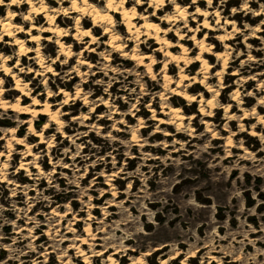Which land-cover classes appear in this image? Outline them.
I'll return each instance as SVG.
<instances>
[{
	"label": "rangeland",
	"instance_id": "374dc122",
	"mask_svg": "<svg viewBox=\"0 0 264 264\" xmlns=\"http://www.w3.org/2000/svg\"><path fill=\"white\" fill-rule=\"evenodd\" d=\"M222 1L213 0L214 7ZM103 2L105 5V0ZM49 6L59 7L60 4L56 1ZM3 8L1 17L7 13V6ZM173 8L171 4L159 16L171 13ZM223 8L224 18L237 11V16L231 19L237 21L240 32L236 33L230 54V60L236 61L223 73L222 82L217 76L210 81L219 92L212 116L205 117L200 110L199 99L211 96L205 85L198 84L191 91L197 95L195 102L174 95L181 101L173 106L182 107L188 116L183 129L175 124L170 128L163 125L162 132L151 135L159 125L158 120L153 119L154 114L170 120V115L160 112L164 104L159 95L163 91V78L159 74L163 63L154 67L155 79L143 66L137 71L135 60L124 63L126 58L121 52H115L104 43L109 40V34H104L103 26L95 32L102 45L96 47L95 52L86 51L92 56L85 57L97 67L85 66L80 75L78 71H71L83 44L73 47L74 58L64 65L67 57L60 54L57 39H42L45 59L58 58L54 66L58 74L46 73L33 78L36 70L44 73L45 69L29 58L35 53L25 56L26 70L30 66L34 70L25 78L33 94L41 92L40 100H46L50 91L51 101L62 103L63 91L68 90L72 100L64 107L69 114L63 119L66 127L62 131H58V125L47 115L35 118L37 131L47 122L51 126L45 133L47 142L34 150L39 154L37 160L43 173H39L33 163L31 174L19 169L26 148L15 145L11 149L7 145L10 128H15L18 136L29 134L24 120L31 115L18 117L15 111L0 107V151L4 153L0 159V264H61L68 257L72 259L71 264H85L81 258H74L76 249L68 251L72 241L63 240L86 236L100 237L98 241L102 244L109 243L115 249L124 250L116 256L120 264H135L132 261L139 256L147 257L148 264H162L163 258L167 259L164 264H183L182 260L190 255L195 257L189 264H264V124L258 123L260 113L264 116V106L256 114H249L254 117L245 122L242 131L239 123L243 110H239V102L232 99L233 90L239 88L244 108L250 111L264 96V0L226 1ZM28 9V4L14 8L19 15L16 23L22 24ZM258 12L260 14L256 15ZM60 15L62 25L72 34L75 15L71 18ZM40 17L36 21L39 27L46 22L43 15ZM212 17L215 25V16ZM121 22L122 16L118 14L116 23ZM93 24V19L87 16L84 26L93 27ZM30 25L24 24L28 28ZM191 25L194 27L197 22ZM126 29L123 25L120 31L123 36H127ZM253 32L258 37L247 40L246 36ZM218 33L211 31L212 35ZM199 36L203 37V32ZM21 37L27 39L29 35ZM6 41L13 42L6 36L0 43V51L17 59L18 46L7 45ZM73 41L77 40L71 37L68 43ZM155 41L152 38L145 43L150 48L142 52H152L157 45ZM173 41L178 42V37ZM216 42L221 46L213 53L225 49V41L216 38ZM183 43L195 47L193 40ZM128 44L133 47L134 42ZM36 45L35 42L28 44L31 48ZM195 51L197 53V47ZM104 53L110 56V62L103 58ZM240 53L243 57H237ZM156 59H164L163 53ZM210 62H218L212 71L215 75L222 68V62L216 56ZM243 65L247 67L245 71ZM102 66L106 68L100 69ZM173 66L168 72L177 79L180 67ZM200 67L201 62L195 60L188 74H196ZM95 70L99 72L94 73ZM235 71L240 74H233ZM258 72L262 74L257 75ZM199 76L201 78L202 74ZM1 77L6 89L15 86L13 76L2 72ZM78 88L82 93L75 98ZM21 94L16 90L4 98L15 100ZM85 94L89 96L87 105L80 100ZM30 101L28 98L25 102ZM104 101H109L110 105L96 106ZM227 104L234 105L233 120L222 107ZM93 106L96 108L91 113ZM207 109L211 111L210 107ZM84 113L91 116L87 122L73 118ZM100 115L104 117L101 119ZM191 115L194 119H190ZM205 119L210 121L211 131H207ZM253 125H258L255 128L258 136L250 134ZM178 130L182 132L177 133ZM164 132L171 135L166 136ZM28 140L38 143L40 138L34 136ZM29 159L34 160L33 156ZM67 212L69 216L63 217ZM89 225L91 236L84 230ZM67 230L70 231L66 233ZM87 247L89 245H85L88 250ZM101 249L102 246H98L92 252H95L92 264H106L107 253L95 255Z\"/></svg>",
	"mask_w": 264,
	"mask_h": 264
},
{
	"label": "bare ground",
	"instance_id": "6f19581e",
	"mask_svg": "<svg viewBox=\"0 0 264 264\" xmlns=\"http://www.w3.org/2000/svg\"><path fill=\"white\" fill-rule=\"evenodd\" d=\"M56 1L59 2V7L49 6V3H54ZM103 1L104 0H24V2L19 5H12L11 0H4V2L0 4L1 12L4 9L3 7L7 6L6 15H3L4 17L0 16V43H2L5 37L8 36L13 40V42L6 41V44L18 46V58L15 60L13 56L10 57L4 55L0 51V107L4 110L15 111L18 117H22V115H31V117L24 120V122L28 125V135L18 136L16 129L10 128L8 130L10 136L7 138V145L11 149L15 145L25 146L26 151L19 169L27 170L28 174H31L30 166L32 163L33 166L37 168L39 173H43V168L37 160L39 154H36L34 150L39 147L40 144L47 142L45 133L51 128L49 122H47L44 124L41 131H37L34 126L35 118L39 115H47L49 116V120L58 125V131H62L66 127L63 119L69 114V111L65 110L64 107L69 104V100H72L68 90L60 91L65 93V99L62 103L52 102L51 99L53 98V94L50 91L47 93L46 100H40L42 93L33 94L31 92L32 88L30 87V82L25 80V78L31 75L34 71L31 66L28 68L29 70H26L27 67L24 63L25 56L32 54V52L35 54L29 58L35 59V63H37L40 68L45 69L44 73L36 70V75L33 78L45 76L46 73L58 74L54 71V66L57 65L58 58L56 57L50 61L46 60L43 55V38L48 41H52L53 37L57 39V43L60 47V54L67 57V61L64 62V65H67L74 58L73 47L78 46V43L83 44V47L79 52L77 64L71 71V73L78 71L77 75L81 74L82 69L85 66H88L90 69L97 67L96 64L89 62L85 57L92 56V54H86V51L89 50L91 53L95 52L96 47L102 45L100 38L95 34V32L98 31V27L102 26L104 27V34H109V40L104 43L111 46L115 52H121V56L126 58L124 63L135 60L137 62V71L143 66L145 67L147 74L155 79L156 73L154 71V67L160 62L163 63V67L159 71V74L163 78V91H161L159 95L160 98L164 100L163 110L160 112L170 115V120L157 117V115L154 114L153 119L158 120L159 125L151 135H157L158 132L161 131L160 128L163 125H167V128H170L174 124L178 129H183V127H185V122L188 116L185 115L182 107L176 105L173 106V104L181 101L174 95L181 96L190 102H195L197 101V95L192 94L191 91L197 88L198 84L205 85L207 92L211 93V96L206 97V99H204L205 97L203 96L199 99L201 112L205 115V117H210L212 116L211 113L213 109L216 108L217 95L219 92L216 89V85L211 84L210 81L214 79V76H217L219 82H222L223 73L228 67H230V63H235L236 61V59L230 60V54L231 49L233 50L234 48L232 45L234 44L233 41L237 39L236 33L238 34L240 32L237 21L231 19L232 16H237V11H233L231 17L228 18H224L223 15L225 11L223 8L224 2H230L233 0H223L217 5V7H214L213 0H192L190 3H188L187 0H105V5L103 4ZM205 2H207V5ZM26 4L29 5V9L23 16L22 24H18L16 23V20H18L19 15L17 10L14 11V8H23ZM102 4L104 5L103 7ZM171 4H174L173 11L171 13H166L163 17H160V12L163 9H168ZM247 4L248 2L244 3L243 10L247 8ZM204 5L206 8L201 7ZM151 8H153V12L151 11ZM141 10H143V13L140 12ZM13 13L15 15H13ZM60 14H65L68 18L75 15V26L73 27L75 31L72 34H69V30L62 25L63 21L60 19ZM118 14H121L122 16V22L119 24L116 23V16ZM258 14H260V12L256 13V15ZM40 15H43L46 18L45 24L41 27L36 25V21L41 19ZM87 16H90L93 19V27L84 26L87 24ZM212 16H215V25L212 23ZM200 17H203V20H201ZM156 20H159V23ZM193 22H197V25L194 27L191 25ZM28 23L31 24L30 28L24 26V24L27 25ZM164 24L167 25L166 28L162 27ZM123 25H126L127 27V36H123L120 33V31H123ZM255 29L258 30V27ZM36 30L37 33H34ZM211 31H218L219 33L218 35H212ZM201 32H203V37L200 38L199 35ZM45 33H49V35H45ZM255 33L256 32H253V34L247 35L246 39L255 40V38L258 37ZM26 34L29 35L27 39L21 37ZM176 36L178 37V42L173 41ZM71 37L77 41H73L72 44H69L68 41ZM152 38L156 39L155 42L157 45L154 47L152 52L148 51L143 53L142 51L150 48L146 46L145 43L149 42ZM216 38L220 41H225V49L213 53L214 49L221 46L220 43L216 42ZM192 40L195 43V47L198 48L197 53L195 51V47H188L185 43H183L184 41L190 43ZM209 40H212L215 43H210ZM132 41L134 42L133 47L128 44ZM29 42L37 43L36 47L31 48V46H28ZM1 48L4 50L7 49L6 47ZM177 49H179V51H177ZM160 52L163 53L164 59L156 61V56L159 55ZM194 55L195 57H193ZM214 56L222 62V68H219L215 75L212 74V71L218 65V62H210V59ZM237 57H243V53H240ZM103 58L107 62H110L111 58L109 55L107 56L104 53ZM194 58L196 62H201V67L197 70L196 74L189 75L188 70L195 65ZM173 64L180 67L177 79L168 72L169 68H174ZM106 66L99 68L105 69ZM242 69L245 71L247 67L243 65ZM2 72L7 76H13L15 79V86L12 89H6L4 87L3 78L1 77ZM97 72H99V70H95L94 73ZM200 74H202L201 78L199 76ZM233 74L238 75L240 73L235 71ZM261 74L262 72L257 73V75ZM141 76L144 77L145 75ZM246 82L249 83L250 81L247 80ZM43 84H46V81H44ZM16 90L21 91L22 94L17 96L15 100L4 98V95L14 93ZM80 93H82L81 88H78L75 98H79ZM169 93H172V95ZM28 98H31V101L26 103L25 101H27ZM82 99L84 104L87 105L89 102V96H83L80 100ZM232 99L238 101L240 105L238 109L243 110V116L240 118L241 122L239 123V126H241V130L244 131L245 122L254 117L253 115L249 116V114H256L258 109H262L264 106V96L259 99V105L254 106L250 111L244 108V102L240 97L239 88H235L233 90ZM102 105L109 106L110 104L109 101H104L102 103H98L96 106L100 107ZM207 107H210L211 111H209ZM222 107L230 117H233L231 119L233 120L236 116L233 112L234 105L227 104ZM94 108L96 107L93 106L91 108V113L94 112ZM152 111L154 112V110ZM103 117L104 115H100L101 119ZM189 117L190 119H194L193 115ZM73 118L83 119L87 122L91 119V116L90 114L84 113L82 115H75ZM204 123L207 124V131H211L210 121L205 119ZM258 123L264 124V116L262 113L259 115ZM256 127H258V125H253V129L250 131L252 136L259 135V133L255 130ZM181 132L182 130L177 131V133ZM164 134L166 136L171 135L170 132H164ZM34 136L40 138L38 143L29 142L28 139L33 138ZM134 138H138L136 133H134ZM136 143L139 144V142ZM2 156H4V153L0 151V159ZM30 156H33L34 160H30ZM3 165H6L5 162ZM64 167L68 168L67 166ZM54 172H56V170H54ZM68 213L69 212L62 214L63 217L67 218L69 216ZM55 215L58 216L59 213H55ZM84 230L87 235H92V228L90 225ZM69 231L70 230H67L66 233ZM98 239H100V237L88 238L86 236L64 238L63 241H72V243L69 244L70 247L67 248L68 251L76 249L77 253L74 258L77 260H80L81 258V261L85 262V264H92L91 257L94 256L95 253L92 252L98 246H102V249L98 250L99 252L95 255L103 256L107 253L108 257L106 259V264H120L116 256L120 255L124 252V250L121 248L115 249L114 246H111L109 243V245L102 244L98 241ZM85 245H89V247H87L89 248V251L85 249ZM124 255L125 253L121 255L122 259H124ZM194 257L195 255H190L189 257L184 258L182 263L189 264L190 259H193ZM146 258L147 257L139 256L135 258L132 263L148 264L146 262ZM166 261L167 259L163 258L162 264ZM71 263V257H68L67 260L61 261V264Z\"/></svg>",
	"mask_w": 264,
	"mask_h": 264
},
{
	"label": "clouds",
	"instance_id": "9594fccd",
	"mask_svg": "<svg viewBox=\"0 0 264 264\" xmlns=\"http://www.w3.org/2000/svg\"><path fill=\"white\" fill-rule=\"evenodd\" d=\"M4 2V0H0V4H2ZM24 2V0H11V4L12 5H19L20 3H23ZM13 15H15L14 13H13Z\"/></svg>",
	"mask_w": 264,
	"mask_h": 264
}]
</instances>
